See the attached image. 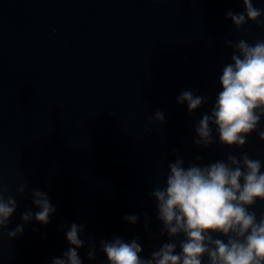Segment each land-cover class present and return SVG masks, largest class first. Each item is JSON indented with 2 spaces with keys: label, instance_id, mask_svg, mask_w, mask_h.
I'll use <instances>...</instances> for the list:
<instances>
[{
  "label": "water",
  "instance_id": "95a60500",
  "mask_svg": "<svg viewBox=\"0 0 264 264\" xmlns=\"http://www.w3.org/2000/svg\"><path fill=\"white\" fill-rule=\"evenodd\" d=\"M253 4L264 10V0ZM228 10L244 12L243 0H0V181L18 203L8 230L38 211L34 188L56 208L48 224L33 218L22 235L0 236V264H52L72 247L73 223L84 225L82 264H108L100 241L114 236L136 239L149 258L169 241L150 193L164 186L170 163L246 153L264 171V116L242 148L219 143L215 126V143H194L232 62L226 41H264V24L237 30ZM185 90L208 103L190 113L177 102ZM250 210L259 219L264 200Z\"/></svg>",
  "mask_w": 264,
  "mask_h": 264
},
{
  "label": "clouds",
  "instance_id": "9594fccd",
  "mask_svg": "<svg viewBox=\"0 0 264 264\" xmlns=\"http://www.w3.org/2000/svg\"><path fill=\"white\" fill-rule=\"evenodd\" d=\"M244 12L228 10L230 18L239 30L254 21L264 24L259 18L264 10L254 7L253 0H243ZM226 44L233 48L231 63L222 69L218 92L210 112L202 115L195 126L198 138L194 143L208 147L216 142L213 126L219 143L242 148L246 137L257 131L264 116V41L249 44L246 40ZM180 104L187 103L188 111L194 112L208 103V98L185 90L177 97ZM156 121L164 122L163 112L154 114ZM264 140V131L259 132ZM200 157H197L199 160ZM262 162L251 159L246 153L239 158L229 154L227 161L219 160L207 165L192 163L184 166L182 158L168 165L164 186L157 187L150 195L156 200L157 218L162 222L160 234L167 233L169 241L163 243L149 258H142V247L136 239L125 242L118 236L111 241L101 240L100 250L106 254L108 264H264V214L257 215L250 208L257 199L264 200V171ZM28 185H19L17 192L25 193ZM7 191L0 181V236L13 239L24 232L25 224L33 218L41 224L50 222L56 208L48 193L32 189V203L38 208L21 213L24 223L8 230L10 218L18 208L16 199L5 198ZM125 220L136 223V215ZM84 225L73 223L65 235L72 247L62 257L54 258L52 264H82L78 249L85 246L80 238ZM219 233L226 239L216 238ZM183 237L182 239H177ZM179 244L180 251L177 252ZM95 244H91L87 256L96 258Z\"/></svg>",
  "mask_w": 264,
  "mask_h": 264
}]
</instances>
